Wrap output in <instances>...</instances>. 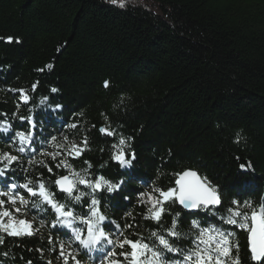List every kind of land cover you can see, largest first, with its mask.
<instances>
[{
	"label": "trees",
	"instance_id": "obj_1",
	"mask_svg": "<svg viewBox=\"0 0 264 264\" xmlns=\"http://www.w3.org/2000/svg\"><path fill=\"white\" fill-rule=\"evenodd\" d=\"M9 36L11 43L0 39V112L11 120L19 104V115L31 109L45 136L80 143L86 135L91 150L74 166L89 160L94 174L127 184L122 194H108L115 197L108 201L111 219L123 226L131 211L142 225L135 231L146 236L154 225L141 220L144 208L135 193L123 197L130 189L151 192L152 184L175 186L173 174L189 169L218 186L225 204L264 199V0H126L123 8L109 0H0V37ZM18 89L27 91L28 104L10 91ZM56 104L62 108L54 111ZM109 125L129 140L136 156L130 169L110 159L117 137L99 132ZM13 128L26 130L27 121L16 119ZM14 147L0 133V153L19 155ZM249 162L251 168L241 170ZM37 173L50 175L37 167L27 174L19 168L15 176L22 183ZM238 238L242 264H250L246 233ZM57 239L65 236L47 226L32 237H6L0 253L8 256L0 261L62 264ZM53 246L57 251L49 250ZM78 259L95 264L83 252Z\"/></svg>",
	"mask_w": 264,
	"mask_h": 264
},
{
	"label": "snow or ice",
	"instance_id": "obj_2",
	"mask_svg": "<svg viewBox=\"0 0 264 264\" xmlns=\"http://www.w3.org/2000/svg\"><path fill=\"white\" fill-rule=\"evenodd\" d=\"M109 2L121 8L126 4V0ZM0 39L11 43L13 37ZM47 68L51 69L52 65H47ZM108 85L109 82L105 81L104 86L107 88ZM36 87V84L32 85L33 92ZM10 91H18L23 103H29L30 96L26 90ZM57 91L56 88L51 89L53 93ZM48 99L47 96L42 97L40 104L47 103ZM19 107L17 104L11 120L7 113L0 112V117H3L0 119V133L6 134L7 140L15 145L14 151L19 153H0V246L4 245L6 237H32L47 226L65 236L56 242L57 258L62 264H82L78 259L81 252L90 259L95 258V264H242L238 232H243L246 233L250 264H264V199L254 204L250 199L233 198L225 204L220 189L206 175L191 169L177 172L173 174L177 177L175 186L165 189L152 184L151 192L130 189V195L123 197L128 201L135 193L136 203L144 208L139 214L141 220L151 221L154 225L145 236L135 231L142 225L136 223L131 211L121 218L125 221L123 226L106 215L109 199H115L108 194H122L127 188L125 181L94 174L89 160H84V167L79 169L72 163L91 150L88 137L85 135L80 143H76L68 136L61 140L55 134L45 136L43 128L38 127L31 114L32 110L23 116L19 115ZM61 108L62 105L56 104L53 110ZM16 119L27 121L26 130L13 128ZM66 126L76 129L79 124L66 123ZM99 132L117 137V142L111 145L110 159L120 168L130 169L136 156L130 150L129 140L118 136L110 125L102 126ZM239 139L238 134L237 143ZM47 147L53 150L48 151ZM22 156L26 157V165ZM106 166L107 162L100 168ZM37 167L47 170L50 174L48 179L43 173H37L35 179L25 175L22 183L17 181L15 173L19 168L27 174ZM240 168L250 169L251 163L241 164ZM61 169L65 174H59ZM58 193L61 194L59 197ZM177 206L185 211L183 218L181 211H173ZM49 212L54 216L50 221ZM29 213L32 220L27 218ZM127 218L132 222H127ZM37 219L39 224L34 227ZM185 222L188 224L186 229ZM48 244L53 245L51 234ZM57 246L49 250L57 251ZM36 251L43 257V249ZM0 255L7 257L8 253ZM27 264H32V261H27ZM45 264H52V261L47 260Z\"/></svg>",
	"mask_w": 264,
	"mask_h": 264
}]
</instances>
